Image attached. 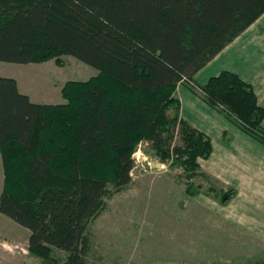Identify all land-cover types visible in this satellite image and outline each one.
Returning <instances> with one entry per match:
<instances>
[{"label":"trees","instance_id":"16d2710c","mask_svg":"<svg viewBox=\"0 0 264 264\" xmlns=\"http://www.w3.org/2000/svg\"><path fill=\"white\" fill-rule=\"evenodd\" d=\"M263 12L264 0H0V61L59 64L69 54L97 69L66 81L57 104L0 76V212L29 230L30 254L49 261L57 249L63 264H93L88 226L131 181L141 141L185 180L206 176L198 159L210 138L179 117L180 81L264 144V105L248 82L229 70L193 80Z\"/></svg>","mask_w":264,"mask_h":264},{"label":"rangeland","instance_id":"374dc122","mask_svg":"<svg viewBox=\"0 0 264 264\" xmlns=\"http://www.w3.org/2000/svg\"><path fill=\"white\" fill-rule=\"evenodd\" d=\"M59 60V64L50 58L26 65L0 61V76H16L34 101L63 103L64 83L85 80L97 69L69 54H61ZM179 141L175 132L174 142ZM145 144L141 141L134 151L131 181L105 198L88 226V262L264 264V244L207 209L206 203L219 201L218 195L229 188L201 168L206 176L185 180L181 167L169 165L172 159L160 161ZM2 180L0 156V191ZM188 184L191 190L199 185V192L189 195ZM28 234L26 227L0 212V264H63L61 250L53 249L49 261L30 254Z\"/></svg>","mask_w":264,"mask_h":264},{"label":"crops","instance_id":"0c3cea01","mask_svg":"<svg viewBox=\"0 0 264 264\" xmlns=\"http://www.w3.org/2000/svg\"><path fill=\"white\" fill-rule=\"evenodd\" d=\"M221 70L232 71L248 82L257 103L264 105V12L201 67L193 80L203 84ZM12 77L19 91L34 101L29 89ZM187 83L178 82L174 91L179 117L206 133L211 142V153L198 159L199 166L233 190L225 201L204 204L215 216L264 244V144L207 104ZM261 125L264 128V120Z\"/></svg>","mask_w":264,"mask_h":264},{"label":"built area","instance_id":"2783aa9c","mask_svg":"<svg viewBox=\"0 0 264 264\" xmlns=\"http://www.w3.org/2000/svg\"><path fill=\"white\" fill-rule=\"evenodd\" d=\"M136 157H137V154H136ZM134 161H135V157H134Z\"/></svg>","mask_w":264,"mask_h":264}]
</instances>
